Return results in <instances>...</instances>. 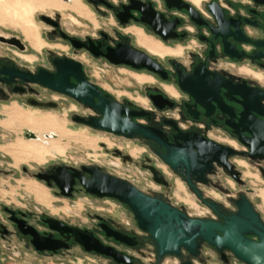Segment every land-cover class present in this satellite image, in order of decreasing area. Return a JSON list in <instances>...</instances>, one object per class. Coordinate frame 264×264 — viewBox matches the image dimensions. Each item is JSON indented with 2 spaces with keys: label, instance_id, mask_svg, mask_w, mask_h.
<instances>
[{
  "label": "flooded vegetation",
  "instance_id": "flooded-vegetation-1",
  "mask_svg": "<svg viewBox=\"0 0 264 264\" xmlns=\"http://www.w3.org/2000/svg\"><path fill=\"white\" fill-rule=\"evenodd\" d=\"M65 2L66 4L60 0L61 8L67 7L73 13V25L94 29L95 32L70 30L62 23L59 14L41 16L42 21L49 27L46 36L39 33V40L43 43L41 48L48 46L63 53L49 54V66L36 68H31L27 63L36 60L35 57L40 52L21 36L0 32V102H15L19 107L31 106L40 109H59L62 104L74 103L83 111L74 114L73 121L125 139L140 138L171 171L186 182L197 200L209 208L212 216L194 217L182 207L173 204L167 196L171 186L166 170L153 163L149 157L145 158L146 163L142 166L149 171L153 181L162 190L148 194L137 188L153 198L169 203L191 218L224 223L222 215L238 213V200L246 197L252 203L246 194H240L231 200L235 210L230 211L221 202L207 197L202 185L210 184L209 176L215 172L217 166L223 168L234 181L241 183L242 172L238 170V165L245 164L242 160L233 162L235 157L259 162V170L264 177V158L260 157L263 154L262 149L258 147L255 151L257 155L251 156V149L242 142L237 133L243 129L240 119L245 112L246 102L241 95L228 94V89L244 94L254 89L264 90V85L259 82L263 77L260 72H264V48L259 46L264 41V0H203L200 6L193 0ZM214 10H222L219 15L223 14L224 17L217 19ZM13 37H19L20 42ZM195 42L199 43L196 45L198 49L190 46V43ZM134 51L150 57L158 65L160 72L134 66L132 62L136 63L141 59ZM66 60L79 63V68L66 63ZM63 63L66 64L63 67L67 69L69 84L79 87L85 93L92 89L106 95L107 100L134 112L135 115L130 116L134 122L159 130L169 144L184 143L185 140L179 136L190 140L199 136L234 149L236 153L229 157V162L234 166L235 175L227 168L213 163L212 168L205 171V182L192 180L204 198L210 203H216V208L203 202L182 174L164 161L162 155L166 154L165 147L140 136L128 137L90 126L83 120L102 119L103 114L98 108L40 81L41 71L47 75H57ZM92 63L102 75L87 69V65L93 66ZM105 67L131 72L137 86L127 85L125 92L116 94L117 90H113V85L103 79L108 71ZM180 79L186 85L191 84L197 97L181 88ZM132 93H138L140 98H134L130 95ZM61 99L66 102H61ZM93 102L99 105V96L94 95ZM250 104L253 105L252 102ZM262 104L264 107V101ZM11 109L12 107L6 108L4 112L8 115ZM126 116L125 114L124 117ZM2 125L7 127L8 119ZM212 132L222 133L232 141L228 144L217 141L211 136ZM243 136L246 139L252 137L248 132H243ZM101 144L108 149L105 141H101ZM111 153L125 162H132L131 154L125 153L118 146L112 148ZM0 158L9 159L1 150ZM89 165L94 164L76 167L57 163L34 175L49 189H54L57 196L72 199L76 193L86 192L77 175L81 173L87 177L88 174L82 167ZM152 168L161 173L162 182L156 181ZM9 171L0 168V173ZM27 187L39 191L36 185L28 184ZM27 190L38 201L31 209L23 208L13 201L0 203V264H65V258H59L57 263L53 259L66 255L74 248L81 253L104 257L112 264H143L136 253L143 255V249L149 243L154 246L155 253L151 264H164L167 258L175 264H205L211 256L206 249L211 250L224 264L242 262L231 250L220 251L206 241L200 243L196 254L182 247L179 254L160 256L150 233L139 227L135 215L125 204L139 231L130 223L119 220L111 211L107 215L95 213L92 219L94 226L43 212L41 206L48 203V197L43 193L38 199L35 192ZM252 206L256 210L253 203ZM260 217L264 221L261 214ZM247 237L259 241V236L255 234ZM95 242L113 249L117 256L86 249L85 244L92 246Z\"/></svg>",
  "mask_w": 264,
  "mask_h": 264
},
{
  "label": "rangeland",
  "instance_id": "rangeland-1",
  "mask_svg": "<svg viewBox=\"0 0 264 264\" xmlns=\"http://www.w3.org/2000/svg\"><path fill=\"white\" fill-rule=\"evenodd\" d=\"M29 1L31 2L30 5ZM61 1L66 4L65 0ZM7 2L11 5L10 14L5 20H0V32L21 36L40 52L35 57L36 60L33 59L34 61L27 63L31 68L39 66L47 67L49 66L47 59L49 54H53L54 52L63 53L48 46L41 48L43 43L39 40V33L46 36L47 32H49V27L42 21L41 16H55L59 14L66 28L77 32H95L94 29L78 28L76 25H73L71 20L73 13L67 7L61 8L60 0H7ZM21 28H27L31 33L26 35L24 33L25 30ZM198 44V42L190 43V46L198 49L196 47ZM2 51H5V49H2ZM6 52L9 53L8 50ZM74 55L80 56V54ZM22 61L25 63L24 60ZM92 65V67L87 65V69L92 70V73L97 75L100 74L94 63ZM105 69L108 71L106 77L103 79L113 85V90H117L116 94L125 92L127 85L134 84V86H137L135 79L131 76V72L119 71L109 67H105ZM260 73L263 77L259 82L264 85V72ZM130 95L136 99L140 98L138 97V93ZM60 101L66 102L62 99ZM10 107H12L11 110L13 111L32 112L40 116L51 115L57 118L60 126L56 129L46 128L34 131L37 137L31 138L27 136L28 127L25 121L14 120L10 113L7 115L4 112L6 108ZM81 111L83 109L74 103L62 104L59 109H40L31 106L19 107L15 102H0V127L3 128L0 129V150L9 158H0V168L2 170H10L9 172L0 173V203L13 201L23 208L31 209L33 205L38 203L34 194L32 195L26 189L28 184H32L33 186L36 185L38 190L43 192L49 199L48 203H45V206H41V211L43 212L58 215L65 219L76 220L83 225L94 226L95 222L92 219L95 213L107 215L111 211L119 220L124 223H130L134 226L135 230L139 231L132 213L121 202L115 199H100L87 194L85 191L76 193L72 199L59 197L55 194L54 189H49L34 174L57 163L76 167L94 164L100 166L108 173L128 180L142 191L154 194L160 192L162 189L153 181L149 171L142 166L143 163H146L145 158L149 157L153 163L162 166L166 170L171 186L167 192V196L173 204L182 207L194 217L212 216L209 208L197 200L186 182L171 171L153 150H150L145 145L143 140L140 138L125 139L110 135L73 121L72 116ZM7 119L8 125L5 127L2 125V122ZM50 134H55V136L49 137L48 135ZM211 136L224 144L232 141L231 138L222 133L212 132ZM101 141L107 143L108 149L102 147ZM18 143L31 144L32 149L28 148L23 151V148L18 146ZM116 146L122 148V151L125 153L131 154L132 162H125L120 157L112 154L111 150ZM236 146L241 148L239 144H236ZM235 160H242L244 161L242 163L245 164L244 166L238 165V170L242 172V182L237 183L223 168L217 166L215 172L209 176L210 184L202 185L204 193L207 197L221 202L230 211L235 210L231 200L240 194H246L264 219V177L259 170V162H252L240 157L232 159L233 162ZM248 189L251 191L249 192ZM37 215H40V213H37ZM205 251H208L209 255L211 254L205 264H224L217 259L211 250L206 249ZM136 254L141 257V263L151 264L155 258L154 246L149 243L143 249V255L140 253ZM59 258H65V264H112L104 257L81 253L75 248L64 256L55 257L53 259L54 262H59ZM164 264H175V262L167 258ZM197 264L202 263L198 262ZM236 264L244 263L236 261Z\"/></svg>",
  "mask_w": 264,
  "mask_h": 264
},
{
  "label": "water",
  "instance_id": "water-1",
  "mask_svg": "<svg viewBox=\"0 0 264 264\" xmlns=\"http://www.w3.org/2000/svg\"><path fill=\"white\" fill-rule=\"evenodd\" d=\"M213 12L217 19L224 17L223 14L219 15V12H215V10ZM232 25L237 29L234 23ZM13 38L20 42L19 37ZM259 46L264 48V41ZM134 54H139L141 58L139 62H132L134 66L160 72L158 65L150 57L136 51ZM66 63L73 64L78 68L80 66L79 63L70 60H66ZM64 65L66 64H62L57 75H47L41 71L40 81L98 108L103 114L102 119L83 120L90 126L128 137L140 136L165 147L166 154L162 155L164 161L182 174L203 202L214 209L216 208V203H210L204 198L192 180L205 182V171L212 168L213 163L227 168L235 175L234 166L229 162V157L236 153L234 149L199 136H195L191 140L185 136H179L185 140L184 143L169 144L159 130L134 122L130 118L131 115H135L134 112L107 100L106 95L92 89L89 93H85L79 87L69 84L67 69H64ZM180 86L192 96L197 97L191 84L186 85L180 79ZM228 94L241 95L246 102L245 112L240 119L243 129L238 130L237 133L242 142L251 149V156L257 155L255 151L260 147L263 151L260 157L264 158V107L262 104L264 90L254 89L250 93L244 94L228 89ZM94 95L99 96L101 100L99 105L93 102ZM251 102L253 105L250 104ZM125 114L126 117H124ZM243 132H248L252 137L246 139ZM27 136L35 138L36 134L30 132ZM66 168L63 167V169ZM82 170L88 176L81 173L77 176L86 192L100 198H113L125 204L135 215L139 227L150 233L160 256L179 254L182 247L196 254L200 243L206 241L220 251L231 250L239 260L246 264H264V221L246 197L236 202L239 207L238 213L222 215L224 223H220L214 220L191 218L169 203L143 193L128 180L105 172L98 165L83 166ZM152 172L156 181L162 182L161 173L155 168H152ZM56 181L60 184L58 178ZM71 182H73V175H71ZM251 234L259 236V241L249 239L247 235ZM85 245L87 250L103 252L113 257L117 256L113 249L105 248L98 242L92 246Z\"/></svg>",
  "mask_w": 264,
  "mask_h": 264
},
{
  "label": "bare ground",
  "instance_id": "bare-ground-1",
  "mask_svg": "<svg viewBox=\"0 0 264 264\" xmlns=\"http://www.w3.org/2000/svg\"><path fill=\"white\" fill-rule=\"evenodd\" d=\"M193 1L198 6H200L201 2H202V0H193ZM30 3L31 2L29 1V5H30ZM10 8H11V5H10V3L7 2V0H0V20H5L6 17L9 16ZM21 29L25 30L24 33L26 35H29L31 33L30 30H28L27 28H21ZM12 112H13V114H12ZM9 113L12 115V119L18 120V121H25V123L28 127L29 133L32 131H40V130L46 129V128L56 129V128H59V126H60L57 118L53 117L51 115L40 116V115H36L35 113H32V112H20V111H13V110H10ZM48 136L53 137V136H55V134H50ZM18 146L23 148L22 149L23 151L27 150L28 148L32 149L31 144L18 143ZM26 189H29V190H32L33 192H35L36 197L38 199H40L44 195L43 192L36 191V190L31 189V188L27 187Z\"/></svg>",
  "mask_w": 264,
  "mask_h": 264
}]
</instances>
